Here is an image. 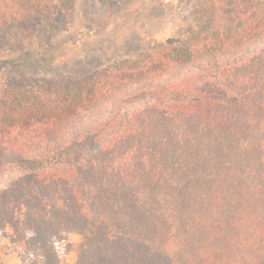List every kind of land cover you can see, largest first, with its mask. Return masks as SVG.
I'll use <instances>...</instances> for the list:
<instances>
[{
    "label": "trees",
    "instance_id": "1",
    "mask_svg": "<svg viewBox=\"0 0 264 264\" xmlns=\"http://www.w3.org/2000/svg\"><path fill=\"white\" fill-rule=\"evenodd\" d=\"M260 35L240 10L77 90L4 93L0 233L30 264L72 233L75 264H264Z\"/></svg>",
    "mask_w": 264,
    "mask_h": 264
},
{
    "label": "rangeland",
    "instance_id": "2",
    "mask_svg": "<svg viewBox=\"0 0 264 264\" xmlns=\"http://www.w3.org/2000/svg\"><path fill=\"white\" fill-rule=\"evenodd\" d=\"M255 9L264 12V0H0V97L77 90L160 48L198 40L218 15ZM244 44L261 50L264 35ZM80 241L72 233L57 244L63 264L76 263L69 246ZM24 245L1 232L0 264H30L36 256L27 257Z\"/></svg>",
    "mask_w": 264,
    "mask_h": 264
},
{
    "label": "crops",
    "instance_id": "3",
    "mask_svg": "<svg viewBox=\"0 0 264 264\" xmlns=\"http://www.w3.org/2000/svg\"><path fill=\"white\" fill-rule=\"evenodd\" d=\"M14 259V258H13ZM15 260V259H14ZM16 261V260H15ZM1 264H7V263H1ZM15 264H22L21 263V261H19V259H18V261L17 262H15Z\"/></svg>",
    "mask_w": 264,
    "mask_h": 264
}]
</instances>
